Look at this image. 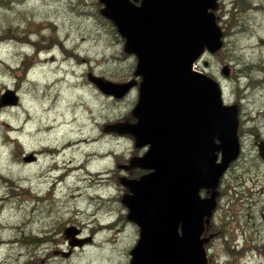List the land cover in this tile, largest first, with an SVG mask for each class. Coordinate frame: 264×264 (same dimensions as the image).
Masks as SVG:
<instances>
[{
  "label": "rangeland",
  "instance_id": "rangeland-1",
  "mask_svg": "<svg viewBox=\"0 0 264 264\" xmlns=\"http://www.w3.org/2000/svg\"><path fill=\"white\" fill-rule=\"evenodd\" d=\"M219 2L215 16L223 49L203 54L194 69L220 85L225 104L239 102L242 153L222 179L223 197L213 219L221 233L208 253L213 264L221 256H227L223 264H264V161L255 144L264 141V0ZM25 3L0 0L5 10L0 12V74L15 80L11 88L0 85V95L9 89L19 97L17 105L0 108L5 115L0 130L13 134L4 135L5 144L14 145L5 168L9 162L20 166L15 179L0 176V186L8 189L0 197L4 264H71L73 257L94 255L85 248L104 246L115 264H129L139 230L126 219L121 199L127 190L120 178L141 175L138 169L123 167L146 150L136 149L129 135L104 129L134 121L130 115L138 88L117 100L101 93L88 75L125 83L134 78L136 58L124 53V39L100 14L98 0H39L26 11L13 6ZM21 22L25 27L14 26ZM33 34L35 41L30 39ZM224 66L229 68L227 77L221 73ZM37 129L47 131L40 134ZM69 139L90 144L78 142L73 152L63 151ZM58 148L62 151L51 153ZM46 150L51 154L38 157ZM30 156L34 160L26 161ZM55 165L59 173L52 171ZM25 169L34 171L25 175ZM65 228L75 230L74 240L81 246L70 247ZM236 243L242 247L239 253L229 248ZM255 243L257 252L251 251ZM247 249L249 255H243Z\"/></svg>",
  "mask_w": 264,
  "mask_h": 264
},
{
  "label": "water",
  "instance_id": "water-1",
  "mask_svg": "<svg viewBox=\"0 0 264 264\" xmlns=\"http://www.w3.org/2000/svg\"><path fill=\"white\" fill-rule=\"evenodd\" d=\"M98 2L100 14L124 39L123 51L135 56L136 66L134 78L125 83L93 75L88 80L115 99L138 87L131 113L135 122L112 124L104 131L130 135L136 149H147L123 167L146 173L137 179L120 178L127 190L121 199L128 210L126 219L139 230L129 264H207L205 225L216 205L218 182L240 154L237 107L224 105L219 84L193 69L205 52L213 55L223 49V33L214 14L217 3ZM221 73L227 77L228 67ZM18 102L12 90L0 96V108ZM257 148L264 160V142ZM203 189L210 192L204 199ZM74 235L73 228H65L70 247L81 246Z\"/></svg>",
  "mask_w": 264,
  "mask_h": 264
},
{
  "label": "clouds",
  "instance_id": "clouds-1",
  "mask_svg": "<svg viewBox=\"0 0 264 264\" xmlns=\"http://www.w3.org/2000/svg\"><path fill=\"white\" fill-rule=\"evenodd\" d=\"M39 3V0H26V3L24 5L21 4H14L13 6L18 11H26L28 8H30L33 3ZM4 9H0V12H4ZM9 15H14L12 13H9ZM14 26H19L20 28L25 27V25L21 22L18 24H14ZM31 40L35 41L38 39L36 35H32L30 37ZM15 83L14 78H12L10 75L7 74H0V85H5L9 88L13 87ZM241 84H243V79L241 78ZM11 111H16L15 109H11ZM5 120V115L3 113H0V121ZM251 126V125H250ZM264 131V130H262ZM12 136L11 133H4L2 130H0V176H4L9 179H15L17 171L19 169V165L15 163L9 162L7 165V169L5 168L4 161L6 159L10 160L11 152L14 150V145H6L4 141V135ZM14 138V137H13ZM29 170L34 169H25L24 174L26 175ZM53 175H56V173H53ZM8 191L7 186H0V197L5 196L6 192ZM107 191L109 193H113L114 189L108 188ZM83 206L81 205V208ZM4 223L3 215L0 214V224ZM87 230H85V233L81 234V236L77 237L83 238V235H86ZM0 238H4L2 234H0ZM68 242L66 241L63 247L67 249ZM79 251V249H77ZM86 253L94 254L90 257H82V258H76L73 257L71 264H115V261L111 258V254L109 252V249L107 246L104 247H87L84 250ZM5 253L6 248L3 245H0V264H4L5 261ZM227 259V256H221L218 264H223V261Z\"/></svg>",
  "mask_w": 264,
  "mask_h": 264
},
{
  "label": "flooded vegetation",
  "instance_id": "flooded-vegetation-1",
  "mask_svg": "<svg viewBox=\"0 0 264 264\" xmlns=\"http://www.w3.org/2000/svg\"><path fill=\"white\" fill-rule=\"evenodd\" d=\"M216 2H217V9L214 11V14H215L216 11L220 10V2H219V0H216ZM216 18H218V17H216ZM218 53H219V52H218ZM214 55H215V54H214ZM227 67H228V66H227ZM228 71H229V68H228ZM224 99H225V97H224V95H223V93H222V101H223ZM223 104L226 105V106H236V107H237V109H238V125H239V114H240V110H239L240 105H239V102H234V103H230V104H225L224 101H223ZM242 131H243L244 134H245V133H248V131H246L245 129H243ZM237 132H238V128H237ZM237 138H238V133H237ZM256 138H257V137H256ZM238 142H239V145H240V154H241V153H242V150H241V148H242L241 139L238 138ZM255 142H256V141H255ZM260 142H264V141H263V140H258V141L255 143L256 146H258V144H259ZM240 154H239L238 158L240 157ZM258 154H259V153H258ZM217 155H218V159H217V162H218V161H220V153H218ZM259 157H260V156H259ZM238 158H237L234 162H236V161L238 160ZM261 159H262V158H261ZM31 160H34L33 156H31V159H29V161H31ZM262 160H263V159H262ZM263 161H264V160H263ZM234 162H232V163L229 165L228 169L224 172V174L222 175V177L220 178V180H219V182H218L217 189H216V190H217V196H216V198H215L216 205H215V208H214V210H213V212H212V215H211V218H210L208 224L205 225V231H204V233H203V238H208V241L204 244V249H205L206 256H207V264H213L212 257H211V255L208 253V252H209V248H210V246L212 245L213 241L216 240V237H218V236L220 235V233H221L220 230H218L216 227H214V222H213V219L215 218L216 212H217V211L219 210V208H220V200H221V198L223 197L222 183H221V182H222V179L224 178V176L226 175V173L228 172V170L231 168V166L234 165ZM69 175H70V173L67 172V177H69ZM209 195H210V192L207 191V190H205V189H203V199L209 197ZM218 232H219V233H218ZM235 233H236V232H235ZM256 233H257V232H255L254 234H256ZM240 239H241V238H240ZM241 246H242V244H241ZM239 247H240V244H239V243H236V244H230V247H229V248H232V249H230V250H233V252H235V253H239V252L242 251V250H241L242 247H241V248H239ZM253 247H254V249H251V251H253V252H257L256 249H258L259 245H258L257 243H255V245H253ZM225 252H229V251L226 250ZM258 253H259V252H258ZM246 254L249 255V253H248V249L243 251V255H246ZM243 255L238 256L239 259H241V257H242ZM248 255L246 256L247 259H249V256H248ZM250 255H251V257L254 256V254H252V253H250ZM258 256H259V254H258ZM228 264H230V263H228Z\"/></svg>",
  "mask_w": 264,
  "mask_h": 264
},
{
  "label": "bare ground",
  "instance_id": "bare-ground-1",
  "mask_svg": "<svg viewBox=\"0 0 264 264\" xmlns=\"http://www.w3.org/2000/svg\"><path fill=\"white\" fill-rule=\"evenodd\" d=\"M216 1V0H215ZM217 3V2H216ZM221 29V28H220ZM40 51H38L37 53H40L41 54V52H43V50L42 49H39ZM41 61V64H42V62H44V61H42V60H40ZM90 82V81H89ZM6 90H9V89H6ZM5 90V91H6ZM4 91V92H5ZM13 91V90H12ZM131 91V90H130ZM129 91V92H130ZM3 92V93H4ZM15 92V91H14ZM128 92V93H129ZM16 93V92H15ZM127 93V94H128ZM126 94V95H127ZM125 95V96H126ZM1 96V95H0ZM124 96V97H125ZM124 97H122V98H124ZM122 98H120V99H122ZM115 99V98H114ZM117 100H119V99H117ZM70 107L73 109V108H75V106H74V104H73V102L70 104ZM132 113V112H131ZM132 115V114H131ZM41 122V121H40ZM135 121H132L131 123H134ZM124 123H129V122H124ZM46 127V126H45ZM38 128H40V126L38 127ZM46 128H48V127H46ZM50 128V127H49ZM46 131H47V129H46ZM45 130H43V129H37L35 132H40V134H43L44 132H46ZM39 136V135H38ZM70 140V139H69ZM76 140V139H75ZM90 140H83V141H69V142H67V143H65L64 145H63V147H62V150L64 151V149L65 150H68V151H71V152H73L74 150H76V148H77V146L78 145H76V144H79L78 142H81V143H83L84 145H87L88 143L90 144V142H89ZM89 146V145H88ZM79 147V146H78ZM67 148V149H66ZM60 148H58V149H54V150H50L51 151V153H59V152H61L62 151ZM45 153V154H44ZM50 153V154H51ZM43 155L44 154V156L46 155V154H49V151L48 150H46L45 152H40L39 154H38V157H40V155ZM49 154V155H50ZM89 156V155H88ZM42 157V156H41ZM89 158V157H88ZM54 168H56V171H58L59 169H60V166H57V165H55L54 166ZM53 168V169H54ZM76 167H74V169H75ZM52 169V170H53ZM200 194H201V196L203 197V190L200 192Z\"/></svg>",
  "mask_w": 264,
  "mask_h": 264
},
{
  "label": "trees",
  "instance_id": "trees-1",
  "mask_svg": "<svg viewBox=\"0 0 264 264\" xmlns=\"http://www.w3.org/2000/svg\"><path fill=\"white\" fill-rule=\"evenodd\" d=\"M100 12V11H99ZM131 117H132V115H130ZM131 119H133V117L131 118ZM133 120H130V122H132ZM128 122V121H127ZM139 177V176H138ZM132 178V177H131ZM38 241H40V240H38ZM32 243H37V241H31Z\"/></svg>",
  "mask_w": 264,
  "mask_h": 264
}]
</instances>
